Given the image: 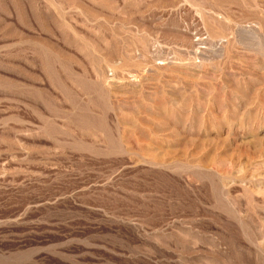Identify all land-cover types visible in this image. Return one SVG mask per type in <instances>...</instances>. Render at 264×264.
<instances>
[{
  "label": "rangeland",
  "instance_id": "374dc122",
  "mask_svg": "<svg viewBox=\"0 0 264 264\" xmlns=\"http://www.w3.org/2000/svg\"><path fill=\"white\" fill-rule=\"evenodd\" d=\"M0 264H264V0H0Z\"/></svg>",
  "mask_w": 264,
  "mask_h": 264
}]
</instances>
